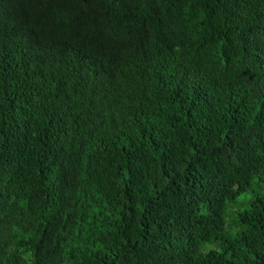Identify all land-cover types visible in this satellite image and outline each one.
<instances>
[{
    "label": "trees",
    "instance_id": "1",
    "mask_svg": "<svg viewBox=\"0 0 264 264\" xmlns=\"http://www.w3.org/2000/svg\"><path fill=\"white\" fill-rule=\"evenodd\" d=\"M0 264H264V0H0Z\"/></svg>",
    "mask_w": 264,
    "mask_h": 264
}]
</instances>
